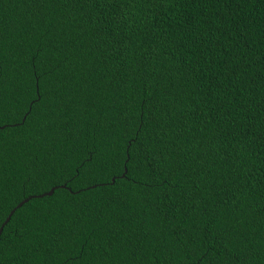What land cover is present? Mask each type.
I'll return each mask as SVG.
<instances>
[{"label":"trees","instance_id":"1","mask_svg":"<svg viewBox=\"0 0 264 264\" xmlns=\"http://www.w3.org/2000/svg\"><path fill=\"white\" fill-rule=\"evenodd\" d=\"M0 129V264H264V0H0Z\"/></svg>","mask_w":264,"mask_h":264},{"label":"water","instance_id":"2","mask_svg":"<svg viewBox=\"0 0 264 264\" xmlns=\"http://www.w3.org/2000/svg\"><path fill=\"white\" fill-rule=\"evenodd\" d=\"M53 189H55V188H52L51 190H50V192H48V193H45V194H43L42 196H45V195H52L53 194ZM22 204H19L17 207H19V206H21ZM16 209V208H15ZM15 209L11 212V214L9 215V217L7 218V220L5 221V223L3 224V226L0 228V238H1V234H2V231H3V227H4V225L10 220V217H11V215L13 214V212L15 211Z\"/></svg>","mask_w":264,"mask_h":264},{"label":"snow or ice","instance_id":"3","mask_svg":"<svg viewBox=\"0 0 264 264\" xmlns=\"http://www.w3.org/2000/svg\"><path fill=\"white\" fill-rule=\"evenodd\" d=\"M42 79H43V77H42ZM150 95H151V94H150ZM149 103H150V101L145 100V104H146V105H148ZM149 111H151V109H149ZM23 119H24V120H27V116H24ZM0 130H2V129H0ZM93 155H94V154H93ZM128 159H131V155H129ZM89 162H90V161H89ZM102 164H103V162H102ZM112 183H113V184L115 183V178L112 180ZM53 191H55V189H53Z\"/></svg>","mask_w":264,"mask_h":264}]
</instances>
